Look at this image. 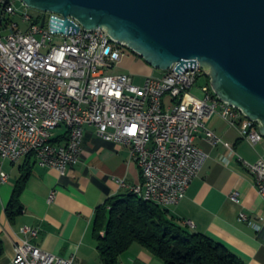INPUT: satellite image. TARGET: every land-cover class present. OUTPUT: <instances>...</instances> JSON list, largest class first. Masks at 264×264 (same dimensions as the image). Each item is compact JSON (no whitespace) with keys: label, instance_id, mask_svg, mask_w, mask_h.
<instances>
[{"label":"built area","instance_id":"2783aa9c","mask_svg":"<svg viewBox=\"0 0 264 264\" xmlns=\"http://www.w3.org/2000/svg\"><path fill=\"white\" fill-rule=\"evenodd\" d=\"M17 2L0 0V168L32 156L39 167L66 177L81 163L86 128L94 127L103 141L127 147L141 169V185L122 181L121 188L169 209L185 199L209 157L196 145L199 134L210 145L227 148V164L236 156L207 127L213 116L237 129L253 149L264 141L257 124L221 101L206 80L198 87L205 77L199 62L180 70L174 65L137 85L134 76L116 71L125 52L104 30L55 34L51 25L61 16L34 15ZM196 87L202 97L192 92ZM59 120H67L66 132L56 135ZM239 160L264 201V157ZM8 179L2 171L0 183ZM233 198L240 203L237 194ZM21 231L25 238L15 246L13 264H75V255L61 257L32 244L29 237L37 238L38 229Z\"/></svg>","mask_w":264,"mask_h":264},{"label":"crops","instance_id":"0c3cea01","mask_svg":"<svg viewBox=\"0 0 264 264\" xmlns=\"http://www.w3.org/2000/svg\"><path fill=\"white\" fill-rule=\"evenodd\" d=\"M122 62L126 65L120 66ZM121 63L118 73L137 74L144 79L163 74L134 55L125 56ZM207 127L230 144L236 156L227 164V148L214 147L199 134L196 145L209 157L185 199L169 208L170 217L188 231L223 244L246 264H264V201L253 177L239 160L241 157L255 163L264 157V141L253 149L219 115L213 116ZM27 159L16 165L6 162L0 168V175L3 171L9 176L6 183H0V264H13L15 246L25 238L21 231L24 227L39 230L38 237L29 240L44 251L61 257L75 255V264H103L93 236L96 211L109 197L129 191L121 188L122 181L129 187L143 183L141 169L130 150L103 141L94 127H87L81 163L66 177L36 163L21 196L23 213L11 222L6 208ZM53 192L55 199L49 203ZM235 194L240 203L233 198ZM242 214L247 220L241 218ZM188 221L195 227H189ZM122 263L164 264L139 245L121 256Z\"/></svg>","mask_w":264,"mask_h":264},{"label":"water","instance_id":"95a60500","mask_svg":"<svg viewBox=\"0 0 264 264\" xmlns=\"http://www.w3.org/2000/svg\"><path fill=\"white\" fill-rule=\"evenodd\" d=\"M21 2L61 16L53 19L55 34L104 30L162 73L199 62L217 97L255 122L264 138V0Z\"/></svg>","mask_w":264,"mask_h":264},{"label":"trees","instance_id":"16d2710c","mask_svg":"<svg viewBox=\"0 0 264 264\" xmlns=\"http://www.w3.org/2000/svg\"><path fill=\"white\" fill-rule=\"evenodd\" d=\"M26 162L6 208L11 222L23 213L21 196L36 164L32 156ZM93 236L103 264H120L121 256L134 245L164 264H246L223 244L182 227L170 217L169 209L130 191L109 197L97 209Z\"/></svg>","mask_w":264,"mask_h":264},{"label":"rangeland","instance_id":"374dc122","mask_svg":"<svg viewBox=\"0 0 264 264\" xmlns=\"http://www.w3.org/2000/svg\"><path fill=\"white\" fill-rule=\"evenodd\" d=\"M18 2H17V4H18V6H20L21 8H24V9H26L27 7H25L24 5H23V3L21 2V0H17ZM1 6H0V13H1ZM31 12L34 14V15H37L38 14V11H35V10H31ZM122 51L123 52H125V56L126 57H130V56H135V57H137V58H139L141 61H143V59H141L139 56H136L131 50H129V49H127L126 47H122ZM144 62V61H143ZM123 65H126V62H122L121 64H120V66H123ZM134 80H135V83L137 84V85H143L144 84V82H145V79L144 78H142V76L141 75H137V74H134ZM208 81V79L206 78V76L205 77H201L200 78V80H199V82H198V87L199 86H202L204 83H206V81ZM198 87H196V88H194L193 89V93L196 95V96H198V97H202L203 96V93L199 90V88ZM66 132V128H65V126H62V128H59V129H57L56 131H55V134L56 135H61V134H64Z\"/></svg>","mask_w":264,"mask_h":264},{"label":"bare ground","instance_id":"6f19581e","mask_svg":"<svg viewBox=\"0 0 264 264\" xmlns=\"http://www.w3.org/2000/svg\"><path fill=\"white\" fill-rule=\"evenodd\" d=\"M48 13H50V12H48ZM203 73H204V75L206 76V74H205V71H204V69H203ZM207 77V76H206ZM210 82V81H209ZM208 87L214 92V90H213V88H212V86L210 85H208ZM230 107L231 108H234L233 106H231L230 105ZM62 126H65V127H67V120H59V127H62ZM135 195H137L139 198H141V199H143V195H142V193L141 192H133ZM144 200V199H143ZM144 201H146V200H144ZM148 202V201H147Z\"/></svg>","mask_w":264,"mask_h":264}]
</instances>
